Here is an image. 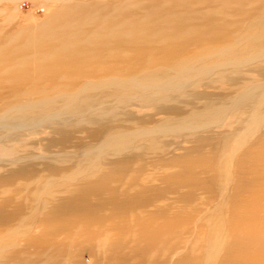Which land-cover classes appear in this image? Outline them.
Here are the masks:
<instances>
[{"label":"bare ground","instance_id":"obj_1","mask_svg":"<svg viewBox=\"0 0 264 264\" xmlns=\"http://www.w3.org/2000/svg\"><path fill=\"white\" fill-rule=\"evenodd\" d=\"M54 1L0 28V264H129L119 246L163 234L171 264H262L237 247L264 185V0Z\"/></svg>","mask_w":264,"mask_h":264},{"label":"rangeland","instance_id":"obj_2","mask_svg":"<svg viewBox=\"0 0 264 264\" xmlns=\"http://www.w3.org/2000/svg\"><path fill=\"white\" fill-rule=\"evenodd\" d=\"M6 5L8 8L5 11H0V28L3 29V33L1 34H6L8 31L16 26H22V25H28L31 23V21H42L46 18L48 15V12L50 13L52 10H54L55 7V1L54 0H20V1H15V0H8V1H2L0 2V8L1 6ZM14 7V8H13ZM47 13V14H46ZM9 16H15L12 20L9 21H2L4 18L9 17ZM31 17V19H30ZM30 20H28V19ZM33 18V19H32ZM34 21V22H35ZM8 22V23H7ZM5 23V24H4ZM17 23V24H16ZM21 23V24H20ZM4 24V25H3ZM257 154L256 156L259 158H264V144H261L256 147ZM256 157V158H257ZM255 158V159H256ZM174 167H169L168 169L164 170L162 172V175H168L169 173L172 172V169ZM262 169L261 172L257 173L256 175L251 177V185H254L252 183H256L257 186L258 183L264 182V165L261 167ZM262 180V181H261ZM250 185V187H251ZM185 188L182 187H175L174 189L169 190L167 193L169 202L171 200H174L175 197H177L178 193H183ZM204 196V195H202ZM249 199V200H248ZM248 199H246L245 203L249 202L251 199L254 200V206L249 207V209L244 207L243 212H242V217L244 221V226L246 229L239 233V236L241 239H246L248 240L246 244L240 245V247L236 245L237 249H243L247 256L242 257L240 260L243 261L244 259L249 260L251 256L256 255L258 260L264 264V185L258 190H256L253 193H250ZM213 202H209L206 206L205 205H199V209L196 211L193 208V211L189 212V210L185 209V207L179 208L174 211H170V213H167L164 215L162 218L157 220L156 223H158L157 226H160L161 228H168L171 224H174V226L179 227L181 226V230H178L176 232V236H179L181 233L183 234L185 232V228L188 227V229H193L199 223L203 220L204 216L206 215V208H209L213 210V212H216L219 210L218 209V202H219V195L217 198L215 197ZM122 212L128 213L129 209L126 205H120ZM204 212V213H203ZM202 217V218H201ZM142 220V219H141ZM121 221L118 218L115 219H109L106 221L105 224L102 223V227L105 229H112L113 225H120ZM142 224L144 226L150 225L148 221L143 222ZM127 228V225H125ZM185 229V230H184ZM133 232L136 233V230L134 227L132 228ZM103 231V228H102ZM112 239L115 238V236L112 234ZM167 234H163L162 238H159L158 235H153L152 237H148L144 239V241L139 243L134 240L130 241L128 243H132V247L126 246H119V250L123 253H131V256L128 257V263L129 264H171L173 263L178 257L174 256V242L169 241L167 238ZM261 239V241H260ZM245 243V242H244ZM158 244L159 246H157ZM188 246V245H187ZM105 250L110 249L111 246L106 245ZM134 247H137L138 251L133 252ZM150 248L149 254L147 255V258H145L141 252V250ZM141 249V250H140ZM140 250V252H139ZM85 255H87V252H84ZM108 253V252H107ZM105 254V261L107 263L105 264H120V259H117V256L111 257L108 259V254ZM104 255V254H102ZM206 255L203 252V257L202 259L200 256H198L197 253L189 255V262L190 261H195L196 264H209L206 262ZM103 257V256H102ZM145 260H144V259ZM167 258V259H166ZM243 259V260H242Z\"/></svg>","mask_w":264,"mask_h":264}]
</instances>
